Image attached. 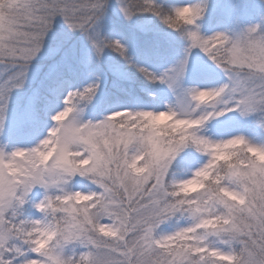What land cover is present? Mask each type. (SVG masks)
I'll return each instance as SVG.
<instances>
[{"label":"snow or ice","instance_id":"1","mask_svg":"<svg viewBox=\"0 0 264 264\" xmlns=\"http://www.w3.org/2000/svg\"><path fill=\"white\" fill-rule=\"evenodd\" d=\"M110 8L126 21L150 14L186 41L161 73L138 68L172 100L87 118L97 79L67 91L34 147L0 148V264H264V143L228 130L249 119L264 129V18L204 35L207 0H0V131L38 57L55 61L48 94L63 87L69 52L50 40L57 18L98 57L111 50L131 62L123 38L102 33ZM190 67L203 86L185 83ZM47 98H33V119ZM28 204L39 218L25 217Z\"/></svg>","mask_w":264,"mask_h":264},{"label":"rangeland","instance_id":"2","mask_svg":"<svg viewBox=\"0 0 264 264\" xmlns=\"http://www.w3.org/2000/svg\"><path fill=\"white\" fill-rule=\"evenodd\" d=\"M165 6L196 2V0H161ZM208 9L199 22L201 32L211 35L217 31L233 33L252 24H259L264 18V0H207ZM155 17L142 14L126 21L118 9L110 8L107 19L103 22L102 33L105 37L121 39L128 47L131 59H124L118 53L105 50L97 56L87 38L79 33H71L63 22L57 18V29L50 40L62 43L69 52L67 61L58 69L63 87L55 95L47 92L46 74L52 59L41 61L38 57L32 62L28 78L21 89L14 90L8 102L5 128L0 131V148L11 152L16 148L34 147L43 139L54 124L52 116L64 107L63 97L67 91L84 88L99 80L101 87L97 96L85 108L87 118L102 116L107 111L120 107L159 106L163 109L171 100L172 94L165 85L153 83L138 70L144 67L154 73H161L174 65L184 55L186 41L178 33L168 36V29H160L154 22ZM152 31L145 32L143 27ZM161 40L159 47L157 39ZM58 59V58H57ZM39 67V73L36 68ZM185 83L190 86H203L204 81L194 74L190 67ZM215 84L219 81H211ZM48 97L39 104V113L33 119L30 106L35 97ZM231 133L240 132L256 143H264V129L254 119L234 123L228 129ZM76 190H86L88 182L77 177L74 181ZM42 199V194H33V201ZM26 218H39V213L31 204L25 205ZM183 223V221H181Z\"/></svg>","mask_w":264,"mask_h":264},{"label":"trees","instance_id":"3","mask_svg":"<svg viewBox=\"0 0 264 264\" xmlns=\"http://www.w3.org/2000/svg\"><path fill=\"white\" fill-rule=\"evenodd\" d=\"M154 22L156 23V25H157L160 29H162V30H166V29H167L166 26H164V25L159 21L158 18L155 17Z\"/></svg>","mask_w":264,"mask_h":264}]
</instances>
